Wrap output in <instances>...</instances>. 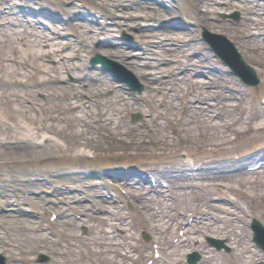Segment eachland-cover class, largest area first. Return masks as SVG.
Wrapping results in <instances>:
<instances>
[{"label": "rangeland", "instance_id": "rangeland-1", "mask_svg": "<svg viewBox=\"0 0 264 264\" xmlns=\"http://www.w3.org/2000/svg\"><path fill=\"white\" fill-rule=\"evenodd\" d=\"M7 1L10 6H18L17 11L25 9L24 15L28 16L27 19L38 20L37 23L43 28L42 31L53 34L54 40H75L77 50L73 51V48L70 49L71 46L67 49L76 55L72 59L81 67L65 70L63 68L62 75L65 73L73 78L75 77L73 72L81 69L85 74L95 77V81L89 80L98 85L103 77L100 78L99 66H92L91 57L102 54L107 60H116L127 66L128 63L120 60L117 55H107L110 54V49L103 46L105 43L110 44L116 38L127 39L128 42L134 43L131 46V54L137 56V59L142 58L141 62L153 63L152 66L146 63L152 72L166 77L169 71L185 69L188 72L184 74L185 76L202 82L199 87L206 90L203 94H209L208 101L211 104L218 102L217 105L226 110L223 113L227 122H222L227 124L209 129L208 125L203 127L200 121H196L190 123V128H185L184 125L185 129L177 132L175 129L177 125L169 122L172 118L158 115L153 119L152 113L146 110L149 106L145 100L140 107H136L137 103H133L128 108L129 106L123 105L119 99L117 110L110 109V105L98 106L99 101L94 97L106 99L108 95H113L112 84L116 87L117 82L112 76L103 79L110 83L108 87H104L107 88V96H101L95 90L93 96L87 91L78 93L79 99L84 100L83 108L89 109L88 113L98 119L91 127L89 125L83 127L79 124L72 126L66 121H61L59 126H52L51 121L44 116L46 112L42 111L41 114L37 108L29 110L30 112L25 111V115L16 118L21 124H19L22 130L19 131L20 134L18 132L14 136L11 131L8 134L0 131V219L6 218L7 221L17 222L16 217L25 218L31 220L32 227L27 231L13 226L12 233H5V230L1 231L0 228V233H4V236H0V256H6L5 261L9 264H21V260H18L12 251L21 252L25 247L28 251L29 249L35 251L27 256L31 258V262L39 264H54L58 256L68 257L62 256L67 255L68 250L72 251V256H80L81 261L78 263L83 264H100V262L101 264H146L149 259H154L151 247L153 240L145 239L144 232L152 233L154 242L159 243L158 248L163 254L171 247V243H177V239L181 238L178 229L185 230L187 227H184L185 222H182L183 224L176 222V218L181 217V210H184V215L188 216L189 221L199 215L197 224L204 223L209 227L198 228L199 231L194 233L202 234L201 237L207 234L206 231L211 232L209 235H212L219 229L220 233L218 230L217 234H222V239L225 240L227 236L216 226L221 218L227 224L228 222L232 224L226 226L231 229L230 232L237 234L239 229L243 231L239 243L234 244L231 240H227L230 249L221 248L218 251L214 248L219 264H264V251L254 245L250 227L253 218L264 224V195H262L264 168L244 175H236L239 172L236 170L233 176H222L227 175L222 174L220 178L214 179L199 177L202 179L195 180L193 188L189 189L188 193L183 191L187 190V187H176L184 192L182 195L176 192V196L170 191L173 188L170 187L171 183L172 186L174 183L171 178L165 175L159 178L151 172L163 164L177 161L178 158L179 162H182V158L186 156H181L188 153L195 159V163L202 162L215 167L218 166L217 163L244 159L254 150L264 148V129L261 127L262 124L257 122L264 123V116L253 120V123L249 120L256 110L264 107V0ZM26 7L35 10L34 19L31 18L32 13L28 12ZM82 7L85 12L83 13L82 10L80 12L85 16L81 18L76 12ZM87 14L89 19L86 18ZM78 19L82 21L76 22L79 21ZM81 22L90 25V28L87 25L84 27ZM205 33L230 40L232 43L228 41L229 45L233 44L238 54L255 70L259 82L249 85L241 80L229 64L211 49L204 38ZM100 38L110 41L102 42ZM244 42L248 44L247 47L243 46ZM136 51H141L142 55ZM41 60L49 64L57 62L48 54L43 55ZM195 72L198 76H194ZM132 74L136 78L133 80V90L139 93L143 91V77L135 70H132ZM30 78L31 76L28 80ZM211 79L217 80L218 83H208ZM190 85L183 82V89L179 87L178 94H175L176 103L173 100L175 104L169 105V109L167 105L161 103L160 108H167L169 116H173L174 112L182 111L187 102L184 100L185 93L188 95L191 89L192 91L197 89V85ZM117 86L123 89L121 84ZM41 90H38L36 96L47 102L48 93L46 90ZM190 96L191 94L188 95ZM158 97L155 101L160 103ZM28 101H31L30 98ZM190 102L194 103V101ZM201 103L205 104L206 100ZM207 106L215 109L213 105ZM98 107L100 109L103 107L104 114L113 112L107 117V121L112 124L105 128L116 130L112 138H105L104 134L100 133L102 130L100 117L97 115ZM195 111L198 112V116L203 113L198 109ZM76 112L84 113L78 109ZM262 112L264 115V110ZM36 113L42 115V121L47 128L43 127ZM213 119L220 120L218 117ZM130 130L133 133H130ZM125 131L128 134H125ZM144 132H147L145 136L147 141L140 145L135 141ZM129 134H133V144H126ZM73 136L78 141H75ZM115 136L117 138H113ZM163 137L167 139L162 140ZM150 138H152L151 142H149ZM85 140L89 141L83 145ZM113 140L117 146L108 145L109 141ZM71 141L79 144L73 146ZM162 147L165 149L163 150ZM123 166L128 169L121 170ZM130 168H134L136 172L130 171ZM139 174L149 176L146 180H142L143 177ZM127 175L132 176L133 181H142L144 185L136 183L130 186V182L125 184L124 176ZM150 178H155L160 184L162 181L168 184L166 188L159 184L160 188H158L160 196L161 193L164 195L169 192L170 195L166 196L165 200L169 197L167 201L173 202V207L167 208L169 209L167 211L173 212L172 216L170 214L169 217L166 216L170 219L168 222L167 218L164 219L163 212L155 216L152 214L155 212L154 209H150L147 205L148 202L154 203L153 198L156 197L147 194L151 192L147 186L151 184ZM207 181L216 182L209 185ZM225 183L233 186L228 188ZM100 194L110 197L107 200L106 198L100 200ZM111 196L114 197L115 202H111ZM180 198L190 201V204L185 201L186 205L177 207ZM218 199H223L228 204ZM47 203L52 205L46 207ZM95 203L99 208H94ZM192 203L196 204L197 208H194ZM210 203L213 205L210 206ZM158 205L164 206V203ZM159 209H157L158 213ZM65 211L68 212L67 215H64ZM53 212L58 213L55 219L50 218ZM145 212L153 217H143ZM95 214H100L102 220L100 218L99 221ZM44 225H46L45 230ZM69 229L74 236L77 235L76 238L68 237ZM94 236L101 243L104 239L110 240L112 245L108 247H120L129 254L117 257L114 255L116 252L104 248L105 254L114 255L106 263L105 258H99L100 251L94 253L90 249L91 242L95 240ZM188 243L189 240H184L181 245L176 246V250L181 251L188 246ZM206 243L209 245V242ZM102 244L98 243L99 250ZM243 247L249 250L246 252L247 255L254 251L251 258L241 255L245 250H242ZM41 253L47 254V259L42 258ZM204 259L208 260L205 257ZM155 260L157 262L153 264L164 263L162 258ZM206 260L199 264H207ZM188 262L187 254L183 252L179 264H188Z\"/></svg>", "mask_w": 264, "mask_h": 264}, {"label": "bare ground", "instance_id": "bare-ground-1", "mask_svg": "<svg viewBox=\"0 0 264 264\" xmlns=\"http://www.w3.org/2000/svg\"><path fill=\"white\" fill-rule=\"evenodd\" d=\"M17 7L18 6H10L7 0H0V22H1V26H0V131L6 132L7 134L9 131H11L12 135L15 136L19 131H22L20 129L21 124L19 123L18 120H16V118H19V116L21 115H25V111L30 112L29 110L33 108L39 109L41 114H43L42 111L46 112L44 113V116L51 121L52 126H59V123L61 121H64V122L66 121L68 124L72 126L79 124L83 127H86L88 125L91 127L95 121H98V119L93 118V115H90V113H88L89 109L83 108L84 100L79 99V94L84 93V91L85 92L87 91L90 94V96H93V91L95 90L96 92H99L101 96H104V95L107 96L106 94L107 88H104V87L106 86L108 87L110 83L103 79H100V83L98 85L97 83L95 84L91 83L89 80L91 79L90 76L85 74L84 73L85 71L81 69H78V72H75V71L73 72V74L75 73L73 75L75 77L73 78L68 77L65 73L62 75L61 71L63 68L65 70L71 67L72 68H77V66L78 68L81 67V65L76 64L75 61H73L72 59V57L76 55L73 54L72 51L67 49L68 47L71 46L70 49L73 48V51H76L77 47L75 46L77 45V43H75V40L73 41L54 40L53 34L51 35L50 33L41 31L43 30V28L39 27L38 29L35 26H30V24L28 25V23L26 22V19H24V16L21 15L22 12L17 11ZM80 10H82L83 13L85 12V9L82 7V9H79V11L76 12V14L79 15L80 17L85 16L82 12H80ZM80 21L82 20H79L76 22H80ZM12 23H15L16 25L13 27ZM81 25L86 27L87 24L84 22H81ZM87 27L90 28V25L89 26L87 25ZM3 35L5 37H3ZM133 44L134 43L128 42L127 39L116 38L112 43L110 44L105 43L103 44V46H107V48L110 49V54L107 53V55H117L120 60L128 63L127 66L123 65V68H126V74H127L126 76H129L128 73H132V70H135L139 74V76L143 77L142 79V81L144 82L143 91L138 93L137 91L133 90L134 87L130 86L129 82L123 79L122 80L117 79L116 87L114 84H112V88L114 90L113 95L111 96L108 95L106 99H103L101 97L100 98L94 97V99L99 101L98 106L110 105L111 106L110 109H116L117 104L120 103L119 99H121V103L123 105L129 106L128 108H130V105H132L133 103H137L136 107H140V104L142 103V101L145 100V102L149 106L148 108H146V110L148 109L152 113V118L154 119V117L158 115L165 116L169 119L172 118V121H169V122L175 123L177 125L175 128L177 132L183 131V129L187 127L190 128V123L196 122V121H200L203 124V127H206L208 125L209 129L213 126L218 127V125L227 124L226 116L223 113V111H226V110L221 109V107L217 105L219 104L218 102H214L213 104H211L208 101L207 97L209 94H206V95L203 94L204 91L206 90L201 89L199 87L200 83L203 84L202 82H200L196 78H190L189 76H185L184 74H188V72L185 71L184 69H180L181 71H169L166 77L160 76L156 74L155 72H152L151 71L152 69L151 68L148 69V67L152 66L153 63H150V61L141 62L142 58L137 59L136 58L137 56H134V54H131V51H132L131 46H133ZM243 46L247 47L248 44L244 42ZM113 52H116V54ZM136 52L141 54V51H136ZM46 54L55 58L57 62L50 63V64L42 62L41 59L43 58V55H46ZM255 60L259 61L258 59H255ZM146 63L147 65H150V66H146ZM79 70H81V72ZM123 74H124V70H123ZM30 76L31 78L28 80ZM183 82L187 84L189 83L192 86L197 85L196 86L197 89H195L194 91H192L191 89V91L188 92V95L191 94L190 97H188V95L185 93L184 100H187V102L186 104H184L183 110L180 111L179 113L174 112L173 116H169L167 108L166 109L163 108L164 110L161 109L160 104L162 103L164 105H167L168 109H169V105L175 104L176 103V101L174 100L176 96L175 94H178L179 87L183 89ZM211 82L213 84L218 83L217 80H213V79L209 80L208 83L211 84ZM118 84L122 85V88H123L122 90H121V87L117 86ZM124 87H126L125 90H124ZM198 88L200 89L198 90ZM40 89L47 91L48 93L47 102L40 100L36 96L37 92H39L38 90ZM218 95H221V94L218 93ZM157 96H159L158 98H159L160 103H157L155 101ZM29 98L32 102L28 101ZM173 100L175 101V103ZM205 100H206V103H205L206 105L201 103L203 101L205 102ZM190 101H194V103H191ZM199 104H201L202 106ZM207 105H211V106L213 105V107L216 110L212 109L211 107ZM102 108L100 109L98 107V111H97V115L100 117V129L102 130V132L100 133H103L105 138H108V137L112 138V136L116 133V130H113V129L107 130L105 128L108 125L112 124L110 121H107V117L111 116L113 112L104 114V111L102 110ZM76 109L84 111V113L81 114L79 112H76ZM195 109H198L199 112L202 111L203 113H200L201 115L198 116V112L195 111ZM263 110H264V107H262V109L260 110H256L255 113L249 117L250 122L253 123L252 122L253 120L261 119V117L264 116L262 112ZM41 114L37 115L36 113L37 117L41 120L40 122L43 125V127L47 128L46 124L42 121ZM112 117L116 118V116H112ZM215 117H218L220 120L215 121V119H213ZM212 121H215V122H212ZM222 121H226V122H222ZM257 122L258 124H262L261 127L264 129V123H261L260 121H257ZM184 125H185V128H183ZM129 132L133 133V131L131 130ZM20 133L21 132H19V134ZM72 134L73 133H71V135ZM125 134H128L127 131H125ZM146 135H147V132H144L143 135L140 136V138L136 140L135 142L139 143L140 145L141 143L143 144L145 141H147L145 137ZM73 137L75 141H78V139H76L75 136ZM113 138H117V136ZM128 138L129 139L126 140V144H130V143L133 144V138H134L133 134H129ZM165 139H167V137H163L162 140H165ZM88 141L89 140H85L83 145H85ZM151 141H152V138H150L149 142ZM77 144H79V142L71 141V145L75 146ZM108 145L117 146L114 140L109 141ZM192 147L193 146H191V148ZM196 147H199V146L196 145ZM162 148L163 150L165 149V147H162ZM262 150L263 149L254 152L249 157H247L245 160H249L251 157L259 155ZM194 161L195 159L192 158L190 154L188 153L184 159L182 158V162H179V158H178L177 161H172V162L163 164V166H160L159 168H154L153 174L156 176H159V178L162 177L161 175H165L171 178L172 181L174 182L173 186H172V183L170 186V187H173L174 190L173 188L170 189L169 187L171 193L175 195L177 192L178 195H182L184 194L183 191H185V193L190 192L189 189L193 188L194 182H196L195 180L202 179L199 177H206V178L209 177L213 179L217 177L220 178L219 176H221L222 174H226L234 170L235 166L241 167V165L239 164L242 163V162L236 163L232 159V160H228L227 163H219L218 166L214 167V166H210L209 164L207 165L203 164L202 162L195 163L196 161L195 162ZM127 169L128 167L126 166H123L121 168V170H124V171H126ZM130 171L136 172L134 168H130ZM233 174L235 173L232 172V173H229L227 175H222V176H230V175L233 176ZM125 177H127L129 180L132 181L131 184H129L130 186L136 185V182L133 181L132 176L127 175ZM175 182L177 183L176 185H175ZM215 182L216 181H207L209 185H212ZM139 184L141 183H138L137 185ZM159 186L160 185L158 183V180L154 184L149 185L148 190H150L151 192H147V194H149L150 197L152 196H156V197L153 198L155 200L154 201L155 204L148 202L147 205L150 207V209H154L155 212L152 214H154L155 216L163 212V217L165 219L167 218L166 216L169 217V214L171 216L173 214L172 210L167 211L169 210L167 209L168 207H173V202L167 201L169 197L168 199L165 200V197L170 195L169 192L164 195L163 193H161L162 196L159 195V191H158V188H160ZM179 186H185L188 189L183 190L181 192L178 188H176ZM225 186L230 188V186H233V185L232 184L227 185V183H225ZM262 195H264V193H262ZM109 197H110L109 195L100 194V200L101 199L105 200V198L107 200V198ZM40 198H42V196H40ZM185 201H187L188 204H190V201L180 198V200L177 201L178 203L177 207L179 206L181 207L182 204L186 205L187 203ZM111 202H115V199L112 196H111ZM223 202L228 204V202L226 201H223ZM96 203L94 204V206H96L94 208H99V206ZM158 203L159 204L164 203V206L159 207ZM51 205H52L51 203L45 204L46 207H49ZM212 205L213 203H210V206ZM193 206L194 208H197L196 204L195 205L193 204ZM157 209L160 210L159 213ZM98 210L100 211V209ZM14 211L17 212L16 209H14ZM181 211L182 212L179 211L181 217L179 219L176 218V222L180 224H183L185 222L186 224H188V226L185 229L186 236L183 238H180L177 241L178 244L174 243L172 247L165 250L163 254L161 253V257L164 261L163 264H179L181 260V255L183 254V252H185L187 256L191 258V259L189 258L188 264H190V262H195L196 260L197 261L206 260L204 259V257L208 259L206 260L207 264H219V262H217V258L215 256V250H214L215 245L223 244L222 234H217L219 229L214 231V234L216 235L214 234L208 235V236H211L208 239L204 238L205 236L204 234H203V237H201L202 234L200 233L194 234L195 232L199 231L198 228L202 229V227H205V228H209V227L206 226V224L204 223H201V225L197 224L198 223L197 220H199L198 219L199 215L194 217L191 221H189L187 219L188 216L186 217L184 215L185 211L184 210H181ZM67 214L68 212H66V214L64 215H67ZM95 215L97 216V218H99V221H100V218L102 220V217L100 216V214H95ZM142 216L146 218L153 217L148 212L143 213ZM16 218L19 221L18 220H16L17 222L7 221L6 218L0 219L1 231L5 230L4 231L5 233H12L11 229L13 228V226L18 227L20 229H25L28 231L32 227L31 220H26L25 218L21 219L20 217H16ZM168 220L170 219L167 218V222ZM202 221L203 219L201 220V222ZM151 224L153 226V223ZM217 224L218 225L216 224L215 225L218 228H221V232H223V234H225L227 237L230 236L229 239H231V242H234V244H237L242 240L241 237H243L244 233L241 229H239L240 231H238L237 234L230 232L231 229L226 228V226L228 225L232 226V224H230L229 222L227 224V222H225L222 218L220 219V221L217 222ZM45 226L46 225H44L43 227L44 230H45ZM237 226L240 227L239 225ZM168 227L169 225L167 226V228ZM233 227H236V226H233ZM107 232L109 231L107 230ZM206 232L207 234H211V232H208V231ZM218 233H220V230ZM3 234L4 233L1 232L0 236L1 237L4 236ZM67 235L68 237L74 236L70 229L69 231H67ZM76 236L77 235H75L74 237L76 238ZM94 238L96 240L95 236ZM186 239L189 240V243L187 244L188 246H185L181 251L176 250V246L181 245ZM95 240L93 239V241L91 242L90 249L94 253L100 251L99 258H105L104 261L106 263L109 260H111V258L114 255L118 257V255L124 256V255L129 254L127 250H121L120 247H116V246L108 247L112 245L109 242L110 240L108 239H104L102 241L103 244L100 241L98 240L95 241ZM259 240H262V239H258V242ZM206 242L211 243V245H208ZM98 243L103 245V246L101 245L100 250L98 247ZM105 244H107V246ZM77 246H79V244ZM220 247L223 248L222 246H219L218 248ZM104 248L110 251L112 250L113 252H116V253L112 256L107 255L103 251ZM245 248L246 247H243L242 250H244ZM254 250H256L255 247H254ZM202 251L205 252V256L204 257L201 256L199 258V255L203 253ZM247 251L249 250L245 249L243 251V254L241 255H245V258H251L253 256L254 251L249 252V255H247L246 253ZM12 252H13V255L17 256L18 260H21V264H39V263L31 262V258L27 256L28 254L30 255V254L35 253V251L32 249H29L28 251V249L24 247V250H21V252H19L18 250L16 251L17 253H14V251ZM71 252H72L71 250H68L67 255H62V256H68L66 258L64 257L65 259L58 256L54 264H83L82 262L78 263L81 261L80 256L78 255L72 256ZM43 254L41 253V257H43ZM45 257H47V255ZM3 258H1L3 262L0 260V264H8L7 262H5L6 256H3ZM65 260H66V263H65ZM14 261L16 262V259ZM155 262H157V260H153L151 264Z\"/></svg>", "mask_w": 264, "mask_h": 264}, {"label": "water", "instance_id": "water-1", "mask_svg": "<svg viewBox=\"0 0 264 264\" xmlns=\"http://www.w3.org/2000/svg\"><path fill=\"white\" fill-rule=\"evenodd\" d=\"M238 64L241 66L240 67L241 76L244 77L246 81H249L250 83H256L258 81L255 72L250 68V66L246 65L244 62H241L240 60L238 61Z\"/></svg>", "mask_w": 264, "mask_h": 264}]
</instances>
